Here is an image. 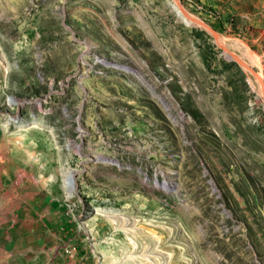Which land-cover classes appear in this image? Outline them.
Wrapping results in <instances>:
<instances>
[{"label":"rangeland","instance_id":"obj_1","mask_svg":"<svg viewBox=\"0 0 264 264\" xmlns=\"http://www.w3.org/2000/svg\"><path fill=\"white\" fill-rule=\"evenodd\" d=\"M0 264H264V0H0Z\"/></svg>","mask_w":264,"mask_h":264},{"label":"bare ground","instance_id":"obj_2","mask_svg":"<svg viewBox=\"0 0 264 264\" xmlns=\"http://www.w3.org/2000/svg\"><path fill=\"white\" fill-rule=\"evenodd\" d=\"M174 5L176 6V9H177L176 12L178 13L179 17L182 18V20L185 21L187 24L191 23L192 21H191L190 17L188 16V14L185 11H183L182 9H180V7H178V5L176 3H174ZM218 42L220 45H224V43H223L224 41L222 39L220 40L218 38ZM248 55H250V53ZM241 56L244 57L243 52L241 53ZM249 58H250V56H249ZM245 63H246V66L249 65L246 61H245ZM245 69H247V68H245ZM64 183L66 185L67 191L70 192L74 189L75 183H74L73 175L71 173L66 174V176L64 178Z\"/></svg>","mask_w":264,"mask_h":264},{"label":"water","instance_id":"obj_3","mask_svg":"<svg viewBox=\"0 0 264 264\" xmlns=\"http://www.w3.org/2000/svg\"><path fill=\"white\" fill-rule=\"evenodd\" d=\"M212 34H213L214 36H216V34H215L214 31H212ZM228 55H229V56H230L235 62H237L240 66L245 67V68H247L249 71H251L252 73L256 74L252 69H250L248 66H246V64H245L240 58H238L236 55H234V54L231 53V52H228Z\"/></svg>","mask_w":264,"mask_h":264}]
</instances>
